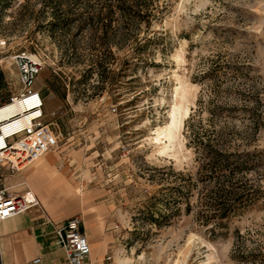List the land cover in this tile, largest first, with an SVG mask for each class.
Here are the masks:
<instances>
[{
	"label": "rangeland",
	"instance_id": "374dc122",
	"mask_svg": "<svg viewBox=\"0 0 264 264\" xmlns=\"http://www.w3.org/2000/svg\"><path fill=\"white\" fill-rule=\"evenodd\" d=\"M100 1L12 0L3 12L0 102L39 91L57 139L23 169L1 162L0 184L23 193L19 176L52 158L73 186L70 201L86 205L87 226L118 239L117 262L110 253L106 264H264V198L219 236L193 214L162 227L146 214L163 174L196 170L185 122L201 96L237 106L230 124L264 150V0H156L162 13L139 34L156 40H123L116 22L97 28L86 6ZM57 2L80 21L53 29ZM26 62L39 67L28 85ZM211 116L203 112L204 124Z\"/></svg>",
	"mask_w": 264,
	"mask_h": 264
},
{
	"label": "trees",
	"instance_id": "16d2710c",
	"mask_svg": "<svg viewBox=\"0 0 264 264\" xmlns=\"http://www.w3.org/2000/svg\"><path fill=\"white\" fill-rule=\"evenodd\" d=\"M11 1L0 0V20ZM90 3L86 6L90 15L87 20L94 23L97 19V28L100 25L112 27L116 22L123 40H127L125 36H130L131 32H135L134 36L128 40H156L154 35L143 38L139 35L142 24L150 28L162 13L156 0H104L98 2V8ZM68 6L63 9L57 2V6L52 8L53 18L49 23L53 29L56 30L63 20L68 21L66 24L80 21L81 18L74 17V11ZM211 74L213 70L202 77ZM2 77L0 72V80ZM9 100L7 98L0 104ZM205 110L212 115L207 124L202 117ZM237 110V106L219 103L211 97L198 99V108L185 122L187 146L194 150L196 170L175 171L171 168L168 174H163L166 176L162 180L167 183L149 198L146 214L150 223L166 226L184 212L193 214L199 224L207 227V231L219 236L228 233L234 217L258 208L264 198V150L247 147L250 142L242 136L243 131L230 124L229 118ZM218 118H223L220 125L215 121ZM253 130L257 131L258 126Z\"/></svg>",
	"mask_w": 264,
	"mask_h": 264
},
{
	"label": "crops",
	"instance_id": "0c3cea01",
	"mask_svg": "<svg viewBox=\"0 0 264 264\" xmlns=\"http://www.w3.org/2000/svg\"><path fill=\"white\" fill-rule=\"evenodd\" d=\"M19 180H23L22 185L31 188L43 210L33 208L0 223L1 264H68L55 226L80 213L83 214L81 229L92 248L85 264H106L110 253L117 262L120 251L118 239L114 234L101 230L100 225L96 226L97 231L87 226L84 214L86 205L77 200L75 206L74 198L70 201L73 186L52 158L36 163L19 176Z\"/></svg>",
	"mask_w": 264,
	"mask_h": 264
},
{
	"label": "built area",
	"instance_id": "2783aa9c",
	"mask_svg": "<svg viewBox=\"0 0 264 264\" xmlns=\"http://www.w3.org/2000/svg\"><path fill=\"white\" fill-rule=\"evenodd\" d=\"M22 67V79L28 85L39 72V67L37 64H28L27 62ZM24 95H28L25 99L33 102L32 105L38 106L42 110L44 101L40 92L30 88L20 95L12 96L8 102L15 97ZM43 118L41 115L34 119L22 132L7 138V142L3 141L5 147L0 150V163L4 162L9 167L20 170L52 150L57 139L56 132L51 124L45 122ZM3 125L0 124V133ZM33 208L42 209V206L29 186L26 185L23 193H14L10 191V187L3 183L0 184V223ZM81 224L82 219L75 216L64 224L55 226L59 244L65 252L68 264H85L91 254V244L87 235L82 231Z\"/></svg>",
	"mask_w": 264,
	"mask_h": 264
},
{
	"label": "bare ground",
	"instance_id": "6f19581e",
	"mask_svg": "<svg viewBox=\"0 0 264 264\" xmlns=\"http://www.w3.org/2000/svg\"><path fill=\"white\" fill-rule=\"evenodd\" d=\"M27 96L15 97L0 106V124H4L0 133V150L5 147L3 141L7 142V138L22 132L34 119L44 115L38 106L25 99Z\"/></svg>",
	"mask_w": 264,
	"mask_h": 264
}]
</instances>
